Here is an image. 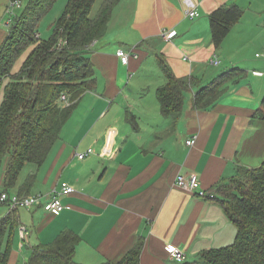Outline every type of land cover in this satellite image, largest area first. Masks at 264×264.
Masks as SVG:
<instances>
[{
    "label": "crops",
    "instance_id": "1",
    "mask_svg": "<svg viewBox=\"0 0 264 264\" xmlns=\"http://www.w3.org/2000/svg\"><path fill=\"white\" fill-rule=\"evenodd\" d=\"M193 1L200 14L196 18L188 15L184 0H121L114 8L105 36L89 48L96 84L72 114L82 109L81 121L65 134L69 118L45 161L16 187L18 192L36 173L30 194L51 196L62 181L75 191L62 197L65 208L59 213L42 206L20 208L8 264H27L31 246L50 243L65 229L81 237L77 264H118L140 238L139 264H206L203 252L234 242L237 228L218 202L216 186L235 176L240 166L264 163V119L253 117L264 101V61L241 55L247 46L242 18L220 47L212 41L209 16L232 0ZM234 1L247 7V0ZM8 3L0 0V44L9 31ZM257 28L263 35L261 24ZM163 30L177 34L166 40ZM120 48L131 53L128 64L117 56ZM158 55L178 77L194 76L201 86L226 68H240L245 76L207 109L193 108L198 89L193 88L178 118L166 117L157 96L166 82ZM215 55L219 65L211 61ZM191 137L196 142L188 146ZM88 148L94 153L79 159ZM180 173H196L207 195L175 186ZM5 207L3 215L10 211ZM21 226L27 228L25 235ZM168 244L183 248L186 260L173 259Z\"/></svg>",
    "mask_w": 264,
    "mask_h": 264
},
{
    "label": "trees",
    "instance_id": "2",
    "mask_svg": "<svg viewBox=\"0 0 264 264\" xmlns=\"http://www.w3.org/2000/svg\"><path fill=\"white\" fill-rule=\"evenodd\" d=\"M14 1V0H9ZM57 0H29L17 15L0 44V176L3 190L17 187L27 164L40 166L72 116L78 100L96 84L90 45L105 36L114 8L121 0H104L96 16L91 17L96 0H68L55 23L52 36H38L41 19ZM243 8L236 4L217 8L210 14L212 41L220 47L232 27L240 21ZM63 41L60 44V41ZM29 50L19 72L13 68ZM166 82L157 91L164 116H178L183 111L186 94L198 88L193 96L194 109L214 105L229 85L245 76L233 68L222 72L205 86L194 76L178 77L163 55L157 56ZM66 94L69 104L61 101ZM264 119L262 107L253 115ZM29 174L18 188L29 195L36 182ZM218 202L235 224L234 242L203 252L206 264H264V163L255 168L240 166L237 174L217 184ZM21 224L20 208L0 215V264H8L14 236ZM81 241L79 234L65 229L50 243L31 246L27 264H77L75 253ZM140 238L118 264H139L143 247ZM101 264H111L110 261Z\"/></svg>",
    "mask_w": 264,
    "mask_h": 264
},
{
    "label": "built area",
    "instance_id": "3",
    "mask_svg": "<svg viewBox=\"0 0 264 264\" xmlns=\"http://www.w3.org/2000/svg\"><path fill=\"white\" fill-rule=\"evenodd\" d=\"M184 3L187 7V13L191 18H196L200 14L197 10V4L193 0H184ZM21 7V0L9 1L8 6L6 8V26L10 27L14 18L18 15L17 10ZM177 34L176 30H163L161 36L166 40H171ZM39 36V34H38ZM63 41H60L62 44ZM263 53H258L257 56H263ZM117 56L121 59L124 64H128L131 53L127 50L120 48L117 50ZM188 56H184V60H188ZM213 64L219 65L221 60L218 56H214L211 60ZM258 73V72H257ZM61 101L64 104H69V99L66 94L61 96ZM196 142V137L188 138L186 144L188 146H193ZM94 153L92 148H88L85 152H81L78 154L79 159H85L87 156ZM174 185L191 192H195L201 197H205L207 195V191L201 187L199 176L196 173L191 174H178L174 181ZM75 191L73 185H71L67 181H62L60 183V187L54 189L51 193V196H44L42 194H29V195H20L18 192H7L2 190L0 192V206H8L9 210L13 208H33L35 206H42L44 210L50 213H59L64 208L65 205L62 202V197L68 195ZM20 233L25 235L27 233L26 226L20 227ZM170 256L178 262H184L186 260V253L183 248L174 244H168L166 246Z\"/></svg>",
    "mask_w": 264,
    "mask_h": 264
},
{
    "label": "rangeland",
    "instance_id": "4",
    "mask_svg": "<svg viewBox=\"0 0 264 264\" xmlns=\"http://www.w3.org/2000/svg\"><path fill=\"white\" fill-rule=\"evenodd\" d=\"M104 0H96V2L94 3L93 9L91 11V17H94L97 15L100 6L102 5ZM29 0H21V7L17 10V13L20 15L25 8L28 5ZM232 2L234 3L235 1L232 0ZM68 3V0H57L56 3L54 4V6L50 9V11L41 19L40 23H39V28H38V33L40 34L42 39H48L52 36V34L54 33V29H55V23L57 22L58 18L62 15V13L65 10V7ZM237 3V2H235ZM244 8V14L242 17V20L244 23L247 24V36L245 37L247 46L245 47V49L241 52V55H245L247 56V58L252 61V62H257V61H264V58H258L256 56V53H263L264 52V27L262 25H264V0H247V7H243ZM259 24H261V30L263 31V35L259 34V30H258V26ZM233 28V27H232ZM237 45V43L231 44L230 46H232V48H234ZM240 45V42H238V47ZM29 53V50H27L26 52H24L21 57L16 61L14 68H13V74L17 73L20 71L21 66L25 60V58L27 57ZM226 67L228 66L227 64L225 65ZM223 67V68H226ZM219 68V67H218ZM215 69L217 70V68L215 67ZM226 69H223L222 72L226 71ZM3 99V92L1 91L0 93V103ZM82 112V109L76 111L74 113V115L71 117L68 125L66 126L65 129V134H67L68 132H71L73 130H75L76 128L74 127L75 124H77L78 122L81 121L82 116L80 115V113ZM67 124V123H66ZM65 124V125H66ZM74 125V126H73ZM65 127V126H64ZM34 165L32 164H27L24 169L21 172V175L19 177V182H21L22 179L25 178V175H27L29 172H33L32 170L34 169L33 167ZM3 169L1 170V176H0V192L3 190V185H2V174H3ZM17 189L12 188L10 189L11 193L16 192ZM6 210L5 206H0V215H3Z\"/></svg>",
    "mask_w": 264,
    "mask_h": 264
}]
</instances>
